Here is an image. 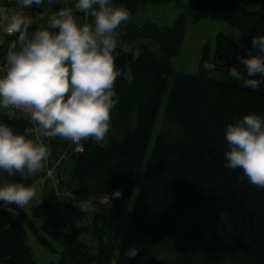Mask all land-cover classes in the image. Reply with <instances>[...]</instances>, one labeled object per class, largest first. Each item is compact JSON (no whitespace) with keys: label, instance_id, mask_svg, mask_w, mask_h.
<instances>
[{"label":"trees","instance_id":"trees-1","mask_svg":"<svg viewBox=\"0 0 264 264\" xmlns=\"http://www.w3.org/2000/svg\"><path fill=\"white\" fill-rule=\"evenodd\" d=\"M171 1L185 2L188 8L173 24L147 21L121 24L117 29L119 75L114 86L118 103L112 110L107 142L81 141L83 149L76 151L72 146L68 167H62L64 159L59 168V187L74 197L57 192L45 179L42 198L31 214L25 216L13 205L0 206V264H38L27 242L28 227L50 251H57V243L62 245L58 264H171L170 242L181 250L171 256L176 264H264V187L242 178L241 169L224 167L225 125L248 112L264 114V83L254 90L229 75V66L238 64L239 55L256 51L252 36L264 34V0L114 3L134 12L147 3ZM203 18L237 26L247 48L220 32L214 47L210 41L203 45L197 71H175L172 59L180 52L188 22ZM3 49L5 44L0 45V52ZM205 60L216 63V69H204ZM214 71L220 75L212 76ZM174 76L161 128L126 224ZM0 121L22 133L28 125L24 118H11L1 111ZM46 141L58 152L68 147L59 136ZM4 172L8 181L26 184L45 175L44 170L24 176ZM116 188L122 195L108 204L107 193ZM80 196H92L96 210L84 212L76 206ZM185 217L200 218V222L185 225L183 238L179 224ZM130 245L138 249L132 257L125 252Z\"/></svg>","mask_w":264,"mask_h":264},{"label":"clouds","instance_id":"clouds-1","mask_svg":"<svg viewBox=\"0 0 264 264\" xmlns=\"http://www.w3.org/2000/svg\"><path fill=\"white\" fill-rule=\"evenodd\" d=\"M24 7L42 5L44 0H19ZM75 10L90 16L80 22ZM130 19V11L114 0H75L73 7L53 11L46 25L35 26L23 9L0 8V44L6 34H16L7 47L5 67L0 70V109H21L37 128L35 136L17 132L0 121V170L10 175H36L45 169L50 147L45 137L59 136L79 144L91 138L103 141L111 127L118 103L115 88L117 29ZM252 49L229 66V75L247 88L258 89L264 79V34L252 36ZM211 60L203 68L213 71ZM227 150L224 167L241 169L242 178L264 187V114L255 111L228 122L224 128ZM20 181L0 182L3 206L23 209L37 196L38 184ZM122 195L120 188L107 193V203ZM84 212H94L93 197L75 199ZM129 257L138 249H125Z\"/></svg>","mask_w":264,"mask_h":264},{"label":"rangeland","instance_id":"rangeland-1","mask_svg":"<svg viewBox=\"0 0 264 264\" xmlns=\"http://www.w3.org/2000/svg\"><path fill=\"white\" fill-rule=\"evenodd\" d=\"M75 5V0H44V3L40 5V7H48L50 10H57L60 7L63 6H69L74 8ZM130 11V10H129ZM75 16L78 21L80 22H85L86 21V16L84 15L83 12L79 10H75ZM188 8L185 2H166V3H161V4H153V3H147L144 7L138 8L134 12L130 11V19L127 21L122 22L121 24H126V23H143L147 21H152L156 22L160 25H171L173 24L175 18L181 14V13H187ZM90 19V16L88 17ZM89 22V20H88ZM220 32H224L228 34L230 37H232L236 42H238L239 45H241L244 48H247V45L242 37V33L237 26L231 24L228 21H222L218 19H210V18H203L202 20L198 22H191L189 21L187 24V29H186V36L183 41V44L180 48V52L175 55L172 59L173 63V68L175 71H184V72H195L198 70L200 58H201V53H202V47L203 45L210 41L212 47L215 46V38L216 35ZM220 74L217 71H214L212 73V76H219ZM174 79L175 76L172 77L169 81L168 85V90L165 94L159 115L157 117L156 125L154 127V131L152 134V138L150 140V145L148 148V152L140 173V178L138 185L136 186V189L134 191L133 195V200L129 208L128 212V217L126 219V224L129 222L132 210L134 208L136 199L139 194V189H140V183L143 178V174L146 170L147 164L149 162V158L151 155V150L154 146L156 136L158 134V131L161 128L162 124V119L163 115L165 112L167 100L169 98V93L174 85ZM2 110V109H0ZM107 135L103 141H100L102 143H106ZM50 153L52 155H58L61 152L55 150L53 144L50 145ZM58 152V153H57ZM69 159L66 158L65 161L63 162L62 167L66 165L68 167L69 165ZM71 162V161H70ZM62 173L63 176H66L67 172L66 170L63 171ZM0 182H8V178L4 172V170H0ZM36 182V181H35ZM51 185L58 191L62 192L63 195L69 196L68 189H64L59 187V183H56V185L50 181ZM38 192L37 196L34 198L33 201H31L27 206L23 208L24 213L27 215L31 214L32 207L38 203L43 194V189L42 185L38 184ZM70 193V192H69ZM3 202L0 201V206H2ZM191 218L185 217L181 220L179 227L183 231V238H185L186 235V229L184 228L185 225L190 224V222H193V224L197 225L200 222V218L192 221L189 220ZM203 221H208V218L206 216H203ZM189 220V221H188ZM216 222V221H215ZM208 223V222H206ZM206 233V232H205ZM89 236L86 235V239H88ZM27 242L30 244V246L33 249L34 256L36 257L37 263L38 264H58L59 259H60V252L62 251V245L57 243V251H50L47 249L45 246H43L38 238V236L28 227L27 228ZM175 243H177V240H174ZM170 255V262L171 264H176L174 262L172 255H179L181 254V250L174 244L170 242V247H168Z\"/></svg>","mask_w":264,"mask_h":264},{"label":"built area","instance_id":"built-area-1","mask_svg":"<svg viewBox=\"0 0 264 264\" xmlns=\"http://www.w3.org/2000/svg\"><path fill=\"white\" fill-rule=\"evenodd\" d=\"M0 8H3L5 10H10V11H16V10L23 9V14L29 15L32 17L33 22H34L33 28H35V26L46 25V23L48 21V17L52 13L51 11L40 7V5L39 6L32 5L30 7H24L19 3V0H0ZM88 17L89 16H86V21L89 20ZM15 38H16V34H14V33L13 34H6V36H5V41L2 44H5L6 49H5V51L3 49V51L0 52V70H2L5 67V63H6L5 57H6V51H7L8 44L12 40H14ZM2 44H0V45H2ZM1 112L4 113L5 115L11 117V118H13V117L24 118L28 123V125L25 129V133L27 135H31V136H35L37 134L36 126L31 121V119L23 112V110L11 108V109H2ZM44 140L45 141L48 140V137H45ZM66 142L68 143V147L66 149H64L58 155H52L51 154L49 159L46 161V166L44 169V171H45L44 177H45V179H49L50 181H52L55 185H56V183H60V176L58 175L59 168L62 165L63 160L66 159L67 157H69V155L72 153L71 147L73 146L76 151L83 149L82 143L73 144L70 140H66ZM46 143H47V141H46ZM69 192H68V194L70 196L74 197V194L71 192L69 193ZM59 193H62V192H59Z\"/></svg>","mask_w":264,"mask_h":264},{"label":"water","instance_id":"water-1","mask_svg":"<svg viewBox=\"0 0 264 264\" xmlns=\"http://www.w3.org/2000/svg\"><path fill=\"white\" fill-rule=\"evenodd\" d=\"M13 206H14V208H15V209L19 210V211H20V213H22L23 215H25V216H26V214L24 213L23 209H19V207H18V206H16V205H13Z\"/></svg>","mask_w":264,"mask_h":264},{"label":"crops","instance_id":"crops-1","mask_svg":"<svg viewBox=\"0 0 264 264\" xmlns=\"http://www.w3.org/2000/svg\"><path fill=\"white\" fill-rule=\"evenodd\" d=\"M1 111V110H0Z\"/></svg>","mask_w":264,"mask_h":264}]
</instances>
